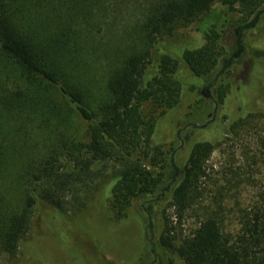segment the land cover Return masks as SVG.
Instances as JSON below:
<instances>
[{"label": "trees", "instance_id": "trees-1", "mask_svg": "<svg viewBox=\"0 0 264 264\" xmlns=\"http://www.w3.org/2000/svg\"><path fill=\"white\" fill-rule=\"evenodd\" d=\"M111 5L113 0H0V252L14 258L31 218L47 209L57 220L72 218L65 219L67 238L76 243L78 236V252H88L91 240L73 218L88 210L99 193L112 222L123 219L133 201H154L158 213L150 211L151 218L154 214V227L161 230L157 247L182 264H258L251 248L229 245L214 217L202 218L189 235L171 241L165 210L181 212L194 201L223 125L217 118L204 130L192 128L180 154L172 150L168 157L152 144L155 118L146 119L141 105L150 101L159 108L174 107L182 69L207 80L231 26L230 15L237 12V23L243 25L264 0H146L131 30L124 31L130 45L118 59L105 57L100 86L94 88L91 78H83L87 67L82 71L79 59L94 53L85 44L101 33ZM190 26L202 43L180 40L168 48L166 39ZM258 35L257 44L247 43V55L256 64L251 76L264 60V29ZM218 85V111L228 125L244 112L232 116L227 107L237 100L249 103L250 95L244 87L232 94L229 79ZM37 135L43 138L41 149L32 138ZM262 146L264 151V139ZM166 178L170 182L161 188ZM246 231L245 238L264 252V218L254 216ZM166 258L172 264L170 255Z\"/></svg>", "mask_w": 264, "mask_h": 264}, {"label": "rangeland", "instance_id": "rangeland-1", "mask_svg": "<svg viewBox=\"0 0 264 264\" xmlns=\"http://www.w3.org/2000/svg\"><path fill=\"white\" fill-rule=\"evenodd\" d=\"M145 4L146 0H113L103 30L100 34H94V38L89 37L90 46L85 44V47L94 48V53L85 52L79 61L82 71L83 67H87L83 71V78H91L94 88L100 86L97 79L103 74L105 57L118 59L120 53L127 50L130 42L123 37H126L124 31L131 30L135 17L144 11ZM238 18L237 12L230 15L231 26L224 32L217 63L207 80L182 69L183 82L177 104L168 109L159 108L150 101L144 102L141 112L146 119L155 118L151 142L160 146L168 157L172 150L177 151V155L180 154L183 137L192 128H199L217 118L223 125L218 137L213 140L212 151L204 164L205 176L198 182L194 201L181 212L174 207L165 210L171 241L189 235L202 218L210 216L218 221L229 245L239 249L251 248L250 255H254V261L264 264V252L245 238L246 229L252 224L254 216L264 218V94H260L264 93V70H258L255 81L250 73L246 80L235 79L238 71L236 66L222 74L225 80L229 79L232 94H237L244 87L247 95H250V98L247 96L249 103L237 100L234 106L227 107V112L232 116L243 112L244 115L232 119L226 125L217 103L218 83L222 81L219 73L222 62L229 56L230 46H233V31L240 25L237 23ZM252 18L253 16L248 21ZM262 29L264 16H260L252 30L241 31L239 40L246 50L248 42H259L258 32ZM180 40L187 45L202 43L201 35L191 26L176 30L174 36L166 39V42L171 43L168 48H174ZM89 68L91 70L88 71ZM216 76V83L211 85ZM204 87L207 91H203ZM197 136L201 135L198 133ZM32 138L37 142L36 148L41 149L42 136ZM178 160L173 163L177 170ZM169 182L170 179L166 178L161 188ZM98 194L89 201L88 210L84 209L82 213H77L76 219L73 218L77 228L91 240L86 244L90 249L88 252H78L81 251L78 236H75L77 244L67 238L69 233L65 230V219L70 221L72 218L65 216L57 220L55 213L47 209L43 215L36 213L31 218L24 243L14 258L0 252V264H157V253L160 254L162 264H170L167 255L173 259L172 264H182L171 252H162L157 247V232L160 233L161 230L159 232V228L157 231L156 226L154 227V214L151 218L152 213H158V206L154 201H133L126 210L125 217L112 222L108 220V205L101 207L103 198ZM159 224L156 221V225Z\"/></svg>", "mask_w": 264, "mask_h": 264}, {"label": "flooded vegetation", "instance_id": "flooded-vegetation-1", "mask_svg": "<svg viewBox=\"0 0 264 264\" xmlns=\"http://www.w3.org/2000/svg\"><path fill=\"white\" fill-rule=\"evenodd\" d=\"M263 8H261V9H263ZM262 13H264V12H262ZM262 13L259 15L258 19L260 18ZM258 19H257V21H258ZM254 26H255V24L252 27H249V30H252ZM233 34H234L233 46H230L232 48L229 49L228 58L224 59V61L222 62V68L220 71V75L222 77L221 78L222 82L227 81V80H225V78L223 77L222 74L225 72V70H228L230 67L236 66L238 69L237 74L235 76V79L240 78V79L246 80L247 76L249 75V73H251V71L254 70V66L256 65V64H253L254 59H252V54L250 53V55H247L246 49L243 46V44L241 42L237 43L236 29L233 31ZM238 48L240 49V51H238ZM234 54H236V55L233 56ZM257 66H258L257 68H259L260 71L264 70V69H262V67H264V60L258 61ZM255 75H256V73L254 71L252 77L254 78ZM214 79H217V76ZM254 81H255V78H254ZM261 82H263V81H261ZM258 83H259V80H258ZM262 85L264 86V82L262 83ZM203 91H207V89L204 87ZM203 91H202V94H203ZM260 94H264V93H260ZM208 125H209V122L200 126L199 128H197V127H194V128H197L199 130H204L208 127Z\"/></svg>", "mask_w": 264, "mask_h": 264}, {"label": "water", "instance_id": "water-1", "mask_svg": "<svg viewBox=\"0 0 264 264\" xmlns=\"http://www.w3.org/2000/svg\"><path fill=\"white\" fill-rule=\"evenodd\" d=\"M262 12H264V8L263 9H260L250 21H248V22L244 23L243 25H240L239 27L236 28V32H237V43L240 42L239 37H240L241 31L244 30V29H247L249 27H252L256 23L259 15ZM238 51H240L239 48H238ZM235 55L236 54H234L233 56H235ZM172 166H173V169H174V174H173V177H174L176 175V172H177V167L174 164Z\"/></svg>", "mask_w": 264, "mask_h": 264}]
</instances>
